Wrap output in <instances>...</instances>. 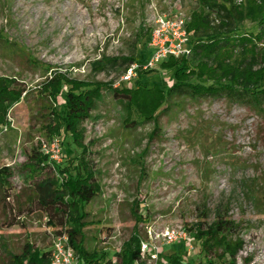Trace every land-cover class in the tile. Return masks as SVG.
<instances>
[{
	"label": "rangeland",
	"instance_id": "1",
	"mask_svg": "<svg viewBox=\"0 0 264 264\" xmlns=\"http://www.w3.org/2000/svg\"><path fill=\"white\" fill-rule=\"evenodd\" d=\"M194 4L149 0L142 12L133 0H0V78L29 91L9 110L12 125L0 134V168L10 169L12 187L10 198L0 201V264L21 254L26 243L53 248L55 229L29 197L42 174L34 177L30 155L42 154V143L54 140L62 149L59 181L72 185L70 173L79 165L83 173L93 170L100 186L86 206L88 248L116 259L135 227L146 239L150 227L181 226L190 239L163 246L160 264L175 252L191 264H264V117L224 96L192 98L184 92L172 96L159 116L137 122L139 111L114 95L143 82L150 87L170 82L160 63L148 70V78L139 68L129 83L117 85L131 64L152 58L149 37L157 16L183 11L190 17ZM241 28L255 29L249 21ZM194 70L196 81L211 82L209 64ZM57 76L100 84L94 107L73 108L69 117L82 113L78 130L84 150L65 121L61 134L47 131L49 117L62 111L57 92L43 85ZM218 208L238 228L222 247L212 244L207 258L193 227L204 213L213 222ZM226 242L240 245L235 259L224 254Z\"/></svg>",
	"mask_w": 264,
	"mask_h": 264
},
{
	"label": "trees",
	"instance_id": "2",
	"mask_svg": "<svg viewBox=\"0 0 264 264\" xmlns=\"http://www.w3.org/2000/svg\"><path fill=\"white\" fill-rule=\"evenodd\" d=\"M133 1L138 4L142 12L149 2V0ZM236 3L233 0H195V4L190 8L187 23L192 49L190 57L183 56L181 59L170 57L161 62L162 68L168 72L170 82L167 85L153 82L152 87L147 82H143V87H131L114 92L116 98L125 106L135 107L139 111L140 121L137 122L159 116L172 96H179L184 92L190 94L192 98L224 96L230 102L242 104L264 117V0H241L240 3ZM212 14L215 16L212 17ZM247 21L252 22L255 29L242 32L241 27ZM142 30L144 29L139 32L144 34ZM143 48L147 47L144 45ZM129 60L132 62L134 58L131 57ZM202 62L213 68L210 83H202L194 79L197 76L194 68ZM148 70H145V74L140 73L142 78L149 77ZM14 82L0 78V128L8 123L9 110L29 93L26 87L18 83L13 84ZM50 88L51 91L54 88L57 92L55 99L61 105L62 113L54 111L55 115L49 117L51 121L47 131L49 134H61L65 121L74 143L84 150L80 141L81 133L78 130L82 113L77 112L73 118L69 119V117L73 108L94 107L100 98V84L57 76L43 85V90ZM131 111L129 109L130 115H132ZM68 148L70 146L66 145L65 149ZM30 158L33 162L34 177L39 173L42 174L34 180L33 193L29 201L47 216L48 224L55 229V235L62 233L68 235L69 243L79 255V264L142 262L143 239L136 227L129 239L123 242L116 259L106 250L87 247L85 228L90 224V214L86 206L100 190L93 170L83 173L76 164L75 173H70L69 181L72 183L70 185L59 181L58 174L63 171L60 163L55 165L49 163L47 156L35 150ZM10 178V169L0 168V201L11 196ZM204 214L201 221L193 227V236L202 240V253L208 258L209 250L213 248L212 244L222 247V240L236 232L238 225L227 219V212H222L221 208L217 209L213 222H209L208 214ZM225 246L224 254L235 259L240 245L236 247L226 242ZM51 254L52 250H38L35 245L26 243L23 252L13 255L7 264H50ZM222 255L223 253L219 257L221 258ZM167 264L191 263L181 256L180 252H175L168 257ZM207 264L213 262L208 260ZM229 264L235 262L231 261Z\"/></svg>",
	"mask_w": 264,
	"mask_h": 264
},
{
	"label": "built area",
	"instance_id": "3",
	"mask_svg": "<svg viewBox=\"0 0 264 264\" xmlns=\"http://www.w3.org/2000/svg\"><path fill=\"white\" fill-rule=\"evenodd\" d=\"M236 1L241 2V0ZM188 20V15L183 11H178L174 15L159 14L149 39V46L154 51L152 58L148 64L142 65L138 62L131 64L117 85L120 86L126 81L129 83L137 76L139 68L148 70L170 57L189 56L192 49L187 29ZM216 22L219 21L216 20ZM11 125L10 121L3 125L0 134L6 133ZM40 151L48 157L49 163L55 165L62 162L59 141L43 142ZM147 232L148 237L141 243L142 262L139 261L137 264H160V249L163 246L190 239V234L181 226H168L161 231H155L153 227H150ZM53 239L50 264H79V257L69 243L66 233L54 234Z\"/></svg>",
	"mask_w": 264,
	"mask_h": 264
}]
</instances>
